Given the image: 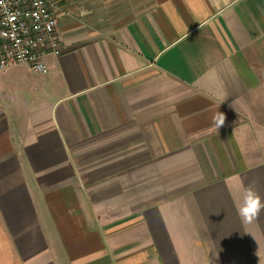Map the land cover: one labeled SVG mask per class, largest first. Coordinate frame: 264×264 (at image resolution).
I'll use <instances>...</instances> for the list:
<instances>
[{"label":"crops","instance_id":"obj_1","mask_svg":"<svg viewBox=\"0 0 264 264\" xmlns=\"http://www.w3.org/2000/svg\"><path fill=\"white\" fill-rule=\"evenodd\" d=\"M99 3L0 72V264H264V0Z\"/></svg>","mask_w":264,"mask_h":264},{"label":"built area","instance_id":"obj_2","mask_svg":"<svg viewBox=\"0 0 264 264\" xmlns=\"http://www.w3.org/2000/svg\"><path fill=\"white\" fill-rule=\"evenodd\" d=\"M61 16L54 0H0V72L27 66L43 73L44 57L62 52Z\"/></svg>","mask_w":264,"mask_h":264},{"label":"rangeland","instance_id":"obj_3","mask_svg":"<svg viewBox=\"0 0 264 264\" xmlns=\"http://www.w3.org/2000/svg\"><path fill=\"white\" fill-rule=\"evenodd\" d=\"M59 3L63 11V17L70 20L85 19L88 22H95L97 19L106 18L109 13L107 11L97 10L98 1L100 5L106 4L107 0H54ZM150 3L151 0H144ZM85 6L81 9V5ZM111 13V12H110ZM62 17V18H63Z\"/></svg>","mask_w":264,"mask_h":264},{"label":"clouds","instance_id":"obj_4","mask_svg":"<svg viewBox=\"0 0 264 264\" xmlns=\"http://www.w3.org/2000/svg\"><path fill=\"white\" fill-rule=\"evenodd\" d=\"M224 119V115L221 114V119L217 121L218 128L223 125ZM237 213L245 223H251L264 213V198L256 192L254 187L249 186L244 190L243 200Z\"/></svg>","mask_w":264,"mask_h":264}]
</instances>
